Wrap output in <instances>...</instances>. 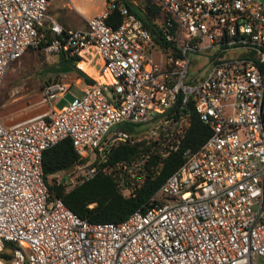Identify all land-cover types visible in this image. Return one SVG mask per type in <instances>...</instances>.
I'll return each instance as SVG.
<instances>
[{
	"label": "built area",
	"instance_id": "obj_1",
	"mask_svg": "<svg viewBox=\"0 0 264 264\" xmlns=\"http://www.w3.org/2000/svg\"><path fill=\"white\" fill-rule=\"evenodd\" d=\"M51 1L0 0V84L12 62L45 41ZM151 2L164 15L154 20L158 42L115 0L84 28L50 24L44 49L76 55L74 66L94 83L59 109L10 125L0 120V264H264V85L256 63L264 62V4ZM236 48L256 57L221 56ZM92 63L106 81L83 68ZM66 91L64 83L48 84L42 100ZM193 117L209 131L196 148L183 145ZM64 138L82 159L55 174L66 188L111 171L104 162L120 143L150 144L112 170L123 196L168 154L180 152L183 162L122 221L88 222L48 198L42 152Z\"/></svg>",
	"mask_w": 264,
	"mask_h": 264
},
{
	"label": "trees",
	"instance_id": "obj_2",
	"mask_svg": "<svg viewBox=\"0 0 264 264\" xmlns=\"http://www.w3.org/2000/svg\"><path fill=\"white\" fill-rule=\"evenodd\" d=\"M115 1L126 6L128 11L140 20L141 24L150 31L154 40L158 42L159 30L154 20L164 17L158 6L154 5L151 0ZM120 19L117 11L111 14L113 24L119 23ZM43 33L45 41H42L40 46L47 45L53 38L48 30L43 29ZM56 37L58 36L56 35ZM59 52L60 64L64 65V70H74L85 83H94L89 76L74 66L77 60L76 55H69L67 51ZM256 63L264 75V62L260 63L256 60ZM83 68L88 71L84 65ZM262 114L264 121V105ZM208 134V129L193 117L183 145L196 148ZM149 149L150 144H146L144 139H138L132 143H120L108 152L104 162L105 165L112 167L111 171L107 173L98 171L83 183L66 188L65 182L55 174L71 168L82 159L75 153L69 138H64L42 152L41 164L48 198H59L68 209L88 222H120L134 210L142 208L156 188L183 162L180 152L168 154L163 157L160 166L156 169L153 167L151 175L136 182L137 186L133 195L123 196L116 187V176L112 170L119 169V164L122 162L135 161ZM151 164L152 161H149L145 165H149L148 168H150Z\"/></svg>",
	"mask_w": 264,
	"mask_h": 264
},
{
	"label": "rangeland",
	"instance_id": "obj_3",
	"mask_svg": "<svg viewBox=\"0 0 264 264\" xmlns=\"http://www.w3.org/2000/svg\"><path fill=\"white\" fill-rule=\"evenodd\" d=\"M66 2L69 7L70 3L74 8L76 6L86 7L87 11L83 16L90 17L102 6L104 0H66ZM71 14L72 12H68V16ZM46 17L58 18L59 10H51ZM215 51L216 50H212L197 54L195 56V63L197 62L198 64L201 61H206L209 56L215 54ZM246 54L256 57L253 52H248L241 48L227 50L222 52L221 56L228 59H234L239 56H245ZM57 61L58 51L56 50H45L44 46L31 47L27 49L17 60L10 64L3 76L0 84V109L13 108L18 104L23 103V107L19 108L20 111L39 110L40 112L41 109L47 110L50 106L59 109L66 103L67 100L70 99L71 96L78 95L79 90L75 87V84H78V77L76 76V73H72L71 76H68L67 74L64 75L57 72L55 70ZM193 69L194 67L191 66L189 71ZM51 83H64L67 87V91L63 95L51 97L47 101H43V89L46 85ZM25 92L29 93V97H32H27L29 102H27L26 98H19ZM18 113L19 112H14L12 115H16Z\"/></svg>",
	"mask_w": 264,
	"mask_h": 264
},
{
	"label": "crops",
	"instance_id": "obj_4",
	"mask_svg": "<svg viewBox=\"0 0 264 264\" xmlns=\"http://www.w3.org/2000/svg\"><path fill=\"white\" fill-rule=\"evenodd\" d=\"M105 1V0H104ZM104 2L102 3V6L95 11L94 14H92L90 17H84V13L87 11L86 7H78L76 6L75 8L71 5L70 3V7L68 5V3L66 2V0H52L51 2L48 3L46 10H45V15L43 18V22H42V28L41 30L43 31V29L48 30V33L52 36V32L50 31V24L52 22L56 23L62 31L68 30V29H81L85 27V21L89 18H91L93 15H95L102 7H103ZM59 10V17L58 18H47L46 15L48 13H50L51 10ZM68 12H72V14L70 16H68ZM61 16V17H60ZM48 23V24H47ZM29 49V48H28ZM60 52H58V61L57 64L55 65V70L61 74H67L68 76H71L72 73H76V71L71 70V69H67L64 70V65L60 64L61 59H60ZM86 67L88 68L87 73L89 75H91L92 77H94L96 71H97V66H94V64H86ZM91 69L94 74H92V71L89 70ZM77 76V73H76ZM78 77V76H77ZM78 77V84H75V87L78 88V92L80 93V89L83 85H85V82ZM32 98L29 97V93L25 92L21 95V97H19L20 99H27V102H29L28 98ZM72 97V96H71ZM70 97V98H71ZM24 104V103H23ZM23 104H18V108L17 106L13 107V108H8V109H0V120L2 121L3 124L5 125H10L12 123H16L19 121H23L35 114L41 113L43 111H45L46 109H41V111H30V110H25V111H20L19 108L23 107ZM56 109L53 106H50L49 109ZM14 112H19L16 115H12V113Z\"/></svg>",
	"mask_w": 264,
	"mask_h": 264
},
{
	"label": "water",
	"instance_id": "obj_5",
	"mask_svg": "<svg viewBox=\"0 0 264 264\" xmlns=\"http://www.w3.org/2000/svg\"><path fill=\"white\" fill-rule=\"evenodd\" d=\"M260 1L264 4V0H260ZM263 85H264V75H263ZM262 109H263V105H261V120L263 121Z\"/></svg>",
	"mask_w": 264,
	"mask_h": 264
},
{
	"label": "bare ground",
	"instance_id": "obj_6",
	"mask_svg": "<svg viewBox=\"0 0 264 264\" xmlns=\"http://www.w3.org/2000/svg\"><path fill=\"white\" fill-rule=\"evenodd\" d=\"M94 77L98 78V76L96 75V73H95ZM98 79L103 80V81H106V79H105V77L103 75H101V77H99Z\"/></svg>",
	"mask_w": 264,
	"mask_h": 264
}]
</instances>
